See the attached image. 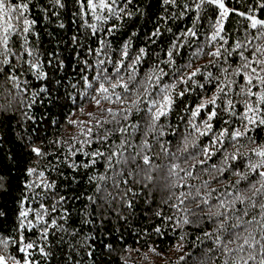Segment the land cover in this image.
I'll return each mask as SVG.
<instances>
[{
  "label": "trees",
  "instance_id": "1",
  "mask_svg": "<svg viewBox=\"0 0 264 264\" xmlns=\"http://www.w3.org/2000/svg\"><path fill=\"white\" fill-rule=\"evenodd\" d=\"M39 2L48 9V19L44 18L43 12H36L33 8L39 36H32L30 43L40 50L42 60L48 59V53H58L65 67L57 69L53 61V66L46 69L49 72L47 88L51 95L41 92L31 107L26 106L27 100L24 106L21 105L20 94L30 98L33 91L40 92L44 81H38L32 75L18 74L17 87V81L9 80L4 72H0V183L3 184L0 188V213L4 214L0 216V234H15L12 228L18 222L22 196L30 197L25 202L26 207H37L31 200L32 191L25 187L26 181L37 179L36 175L29 176L26 171L28 167H34L44 170L47 180L56 181L44 203L53 206L54 194L66 197L57 212H50L46 216V219L57 220L56 226L49 227L47 242L39 239L38 228L25 233L50 253L49 256H42L30 250L38 264H234V261L242 264L239 258L247 260L248 253L253 250L256 259L249 260L248 264H259L264 255L260 251L261 243H264L260 229V223L264 222V209L261 208L264 205V187L258 174L249 172L245 167L247 158L243 155L236 161L229 159L225 162L224 153L219 151L221 145L217 143L215 147L218 151L205 156L203 149L210 144V137L196 133L189 126L191 114L184 110L185 104L192 107L198 102L197 97L202 90L190 80L177 81L173 93L175 103L170 113L156 122V132L147 129L151 121L148 100L140 95L142 88H138L136 93L126 94V103H120L113 97L111 102L102 100L101 105L97 106L92 96L100 98L101 94L95 91L98 83L93 82L91 88H86L82 76L78 74L75 59V52L79 49L71 45L70 37L78 34L81 24V19L72 15L76 11L74 0H65V9L54 7L50 0ZM185 3L190 5L187 10L183 8ZM197 3L199 0H176L175 5H164L162 0H131L127 6V11L133 13L131 17L124 16L122 20L112 18L111 23L118 27L105 38L111 41L113 59L127 41L130 57H134L140 47L146 49V55L137 66V82L153 66L164 70L165 75L159 76L160 84L149 85V99L153 98V89L173 82L177 70L179 75L186 76L197 67L201 71L193 79L206 84L207 95L210 96L214 90L212 85H207L205 76L208 72L213 77L220 73L215 64H209L213 57L207 53L223 41L219 38L211 44H206V41L211 40L210 33L218 9L205 4L197 19ZM225 3L229 8H239L241 11H247L248 4L254 8L259 6L258 0H241L239 4L236 0H225ZM119 6L123 7V4ZM181 11H185L186 15L181 17ZM53 12L59 15L53 16ZM253 14L264 19V10L254 11ZM85 18L91 23L90 16ZM194 19L197 21L195 25L192 23ZM60 23L64 24L63 28H60ZM104 27L107 28V25ZM189 27L195 28L197 36L182 35ZM224 27L222 35L229 42L226 47L238 40L243 41L245 29H248V35H256V30L249 28L247 19L234 12L229 14ZM157 28L160 35H151ZM79 31L85 35L90 33V30L83 28ZM174 40L177 41L172 49L174 63L169 66L166 63L168 51ZM19 43L16 40L17 48ZM90 43L96 47L95 39ZM198 48H203V51L197 54ZM88 59L93 63V68L88 69L85 75L91 79L96 75V57L93 55ZM100 59L104 57L100 56ZM12 62L15 63V60ZM181 65L186 67L182 68ZM108 67L110 70L111 65ZM128 71L122 69L121 74L126 77ZM237 79L243 83L242 78ZM215 83L213 79V85ZM185 87L191 91L184 97L175 95ZM25 88L27 92L23 91ZM115 91L123 92V89L118 87ZM111 92L110 89L109 94ZM137 95L139 101L132 104ZM126 108L132 109L126 113L127 120L124 119L125 113L117 111ZM108 109L113 111L110 113ZM202 111L206 113L207 109ZM236 111L242 112L243 104L236 105ZM221 116L223 119L229 118L223 113L214 118V132L223 126ZM203 118L202 115L198 119ZM232 120L230 129L240 126L238 116ZM97 121L100 123L97 124ZM120 127H127V131L122 133ZM105 133L107 138L102 139ZM248 136L254 137L256 143H249L247 136L238 138L239 143L235 147L241 153L257 145L264 146V126L254 127ZM145 140L149 145L146 149L141 148ZM33 144L41 147L47 155L37 157L31 152ZM97 150L102 155L93 157L91 153ZM228 150L231 152L235 149L229 147ZM73 152L75 155H72ZM109 155L112 156L110 162L107 161ZM143 155L149 156V165L143 163ZM125 157L135 159L125 162ZM252 159L256 157L252 156ZM92 160L94 164L88 163ZM106 162L111 163L112 167H107ZM85 163H88V167H84ZM72 164L76 167H72ZM173 164L178 167L173 169ZM237 169L247 178L242 179ZM145 172L151 175V180L146 178ZM171 172L176 175H170ZM237 196L244 198L243 202ZM205 200L207 204L203 202ZM128 201H131V206ZM220 201H224L223 207ZM230 203L231 207L228 206ZM64 208L68 210L66 214L62 212ZM31 216L30 213L29 218ZM184 217L188 218V223L184 222ZM247 221L252 223L249 225L245 223ZM61 226L67 231L62 230ZM157 227L160 233L155 231ZM73 228L77 230L75 234ZM246 228L254 231L256 240L261 243L253 248L243 244V237L248 235ZM237 236L240 238L237 239ZM84 237L88 238L86 245L81 243ZM238 244L243 245V251L237 248ZM225 246L232 251L226 252ZM150 247H155L156 251H150ZM11 251L17 254L14 245Z\"/></svg>",
  "mask_w": 264,
  "mask_h": 264
},
{
  "label": "snow or ice",
  "instance_id": "2",
  "mask_svg": "<svg viewBox=\"0 0 264 264\" xmlns=\"http://www.w3.org/2000/svg\"><path fill=\"white\" fill-rule=\"evenodd\" d=\"M54 7L59 9H65L67 4L65 0H50ZM131 0H74L73 7L76 9L72 13L73 17H79L81 19V24L78 28V34H73L70 37L71 45L74 48L79 49L75 52V59L77 61V66L79 67L78 74L82 76L83 82L86 88H91L93 82H97L98 86L95 87V91L100 95V98L92 96V100L97 106L101 105L102 100H108L111 102L113 97L120 103H126L125 95L128 93H136L138 88H142L143 91L140 95H143L146 100H148V112L150 114V123L147 125V129L151 132L158 131L156 127V122L170 113L174 103V90L177 86V81L185 82L190 80L193 85L202 90L201 94L197 97V103L194 106L189 107L187 104L184 105V110L190 112V117L188 119V124L190 127L194 128L196 133L200 135H207L210 137V144L204 146V154L208 156L209 153H215L218 149L215 145L218 143L221 145L219 151L224 153L223 160L227 162L229 159L236 161L240 155L247 158V163L245 167L249 172H255L260 177L261 185L264 187V146L257 145L251 148L248 152L241 153L239 148L235 145L239 143L240 137H248L249 143L255 144V138L248 136V133L253 130L254 127L264 126V19L259 18L257 15L253 14L254 11L264 10V0H258V7L252 4L247 5V11H241L239 8H229L225 3V0H199V3L195 5L197 10V19L199 18V12L203 5L208 4L215 6L218 9L215 24L212 25V31L210 33L211 40L206 41V44H211L212 41H217L219 38L220 43L218 47H213L211 51L207 53L208 56L213 57L209 61V64H215L220 75L213 77L211 72H208L205 76L207 85L213 86V91L211 95H207L208 88L205 83H198L193 77L196 76L198 72L201 71L199 67L195 68L193 71L188 72L186 76L179 75V70L173 78L171 84H165L162 88L153 89V98H148V93L150 91L149 85L152 83L160 84L159 76L165 75L163 69H158L153 66V69L146 72L144 77H142L138 82L137 78V66L142 61L143 57L146 55V49L140 47L137 54L134 57L129 56V44L127 41L119 48V55L113 59V48L110 40L105 37L110 36L114 30L118 27L117 24L111 23L113 17L122 20L124 16L131 17L133 13L127 11V6ZM241 0H236V3H240ZM164 5L173 4L175 5L176 0H162ZM123 4V7L119 6ZM33 8L36 12H43L44 18L48 19V9L44 8L39 0H0V72H4L7 78L11 81H17L19 75H32L38 81L43 80L44 83L41 85L40 92L33 91L31 97L24 96L23 93L20 94V100L22 106H24L25 100L28 101L27 107H31L37 96L41 92H48L49 96L51 92L47 88V78L49 72L46 70L53 66V61H55V67L57 69H63L65 67V62L60 58L58 53H48V59L42 60V53L38 48H34L30 43V38L32 36H39L36 31L37 19L34 18ZM184 9H189L190 5L185 3L183 5ZM237 13L241 17H245L249 22V28L256 30V35L253 37L248 35V29H245L246 37L243 41H236L230 47L228 45V40L222 33L225 31V21L229 17L230 13ZM53 16H58V12H53ZM186 15L185 11L180 12V16ZM89 19L85 17H89ZM75 20H73V23ZM196 19L192 23L196 24ZM107 25V28L104 27ZM60 28L64 27L63 23H60ZM88 29L90 33L85 35L80 32L79 29ZM171 32V29H168ZM153 36L160 35V30L157 28L153 33ZM183 36H197V32L194 27H189L186 31L182 32ZM207 35V34H206ZM15 38V39H14ZM95 39L96 47H92L90 41ZM16 40H19V46L16 47ZM177 45V41H173L172 45L168 51V63L171 66L174 61L172 60L173 51ZM203 48L197 49V54L202 52ZM83 53V54H82ZM247 53V54H246ZM95 56L94 60L96 75L89 77L85 75L88 69L93 68V63L89 62V56ZM103 56L104 59H100ZM13 59L15 63H13ZM235 60L233 64L232 61ZM108 65H111L109 70ZM181 67H186V65H181ZM7 69V71H5ZM122 69H128L126 77L121 74ZM115 74L114 76L112 74ZM155 76V79H154ZM237 78H242L243 83H240ZM213 79L216 83L213 85ZM135 83V86H132ZM118 87L123 89V92H116L115 89ZM110 89L112 90L109 94ZM255 89V90H254ZM27 92V88L23 90ZM191 89L185 87L183 90L175 93L176 96L184 97L187 92ZM83 95V93H82ZM236 97L237 99H233ZM139 101V95H137L136 100L131 101L132 104H136ZM243 104V111L237 112L236 105ZM155 107V111H153ZM207 109L206 113L202 110ZM83 109H81L82 111ZM110 113L112 109H108ZM121 111L124 114V119L127 120L128 116L126 113L132 111L131 108H126ZM221 113L227 115L228 119H223L221 116L222 127L214 130V124L212 121L214 118L218 117ZM91 115V113H89ZM203 119H198L201 116ZM240 118V126L230 129L233 117ZM70 123H77L76 121H70ZM97 124L100 121L96 122ZM202 125V127L200 126ZM135 127V126H133ZM242 129V130H241ZM122 133L127 131V127H120L119 129ZM91 129L88 130V133ZM86 133V135L88 134ZM227 134V135H226ZM107 138V133L102 139ZM156 137L154 136L153 139ZM187 141V137L184 138ZM195 142V141H193ZM235 142V143H233ZM59 143V141H57ZM124 143V141H121ZM227 144L228 147H224ZM148 141H143L141 148H148ZM234 148V151L229 152L228 148ZM79 150V149H78ZM167 151V149H164ZM31 152L36 154L37 157H42L47 155L43 149L39 146L31 145ZM251 153V155H250ZM88 155V153H84ZM72 155H75L73 152ZM93 157L100 156L98 150L91 153ZM255 156L256 159H252ZM143 163L149 165L151 163L148 155H143ZM67 159V157H65ZM128 159H135V157H125L124 161L127 162ZM112 156L109 155L107 161H111ZM88 163L94 164L95 161H89ZM88 163L84 164V167H88ZM119 163V161H117ZM204 163V161H201ZM107 167H112L111 163L106 162ZM76 167L75 164L71 165ZM159 167V166H157ZM173 169L177 168L178 165L173 164L171 166ZM213 167H216L213 165ZM29 176L36 175L37 179L34 181H26L25 187L32 191L31 200L33 203L37 204V207L30 208L25 206V202L29 201L30 197L25 195L22 196L20 200V210L18 212V222L13 226L12 232L14 235H2L0 234V264H38V261L33 257L32 251L35 250L42 256H49L50 253L46 251L44 246H38L35 240L30 239L25 233L26 231H32L39 229V239L43 242L48 241L49 227L56 226V219H46V216L50 212H57V209L65 201L66 197L64 195H53L54 204L49 207L44 203V199L47 198V193L54 189L56 185L55 180H47L45 178V171L38 170L34 167H28L26 169ZM237 173L242 179H246L244 173ZM132 173H129L131 175ZM144 175L148 180L152 177L148 172ZM170 175L175 176V172H171ZM186 175H191V173H186ZM103 179V177H101ZM2 181V178H0ZM175 185H173L174 187ZM3 184L0 183V188ZM43 189L44 191H40ZM99 190V185L97 186ZM183 196L184 193H181ZM255 195V193H253ZM90 199H95L90 197ZM243 202L242 197L237 196ZM205 204L208 203L207 200L203 201ZM183 203V201H181ZM220 206H224V201H220ZM129 206H131V201H128ZM231 207V203L228 205ZM175 207V205H173ZM264 209V205H261ZM67 209H62L63 213H67ZM187 211V209H185ZM30 213L32 214L31 218ZM247 215V212L244 213ZM0 213V216H3ZM160 215V213H157ZM219 215V213H215ZM264 215V213H262ZM65 218V217H62ZM211 218V214L209 215ZM255 220V217L252 218ZM184 222L188 223V218L184 217ZM87 223V221H85ZM251 224V221L245 222ZM234 227H239V225H234ZM62 230L67 231L61 226ZM261 236L264 239V222L260 223ZM76 229L73 228V234L76 233ZM157 233H160V228L155 229ZM248 235L243 237V244H247L249 248L261 241L256 240L255 232L250 231L248 228L245 229ZM207 235V233L205 234ZM237 239L240 237L237 236ZM87 237H84L81 243L87 244ZM217 242L219 243V237H217ZM232 241H230L231 243ZM15 246L17 254H13L11 251V246ZM237 248L243 251V245L238 244ZM226 252H231L232 249L225 246ZM150 251L155 252V247H150ZM260 251L264 254V243H261ZM91 255V251L88 253ZM256 256L253 251L248 253V259L244 260L243 257L239 258L242 264H248L249 260H255ZM234 264H239V262L234 261ZM259 264H264V255L261 256Z\"/></svg>",
  "mask_w": 264,
  "mask_h": 264
},
{
  "label": "rangeland",
  "instance_id": "3",
  "mask_svg": "<svg viewBox=\"0 0 264 264\" xmlns=\"http://www.w3.org/2000/svg\"><path fill=\"white\" fill-rule=\"evenodd\" d=\"M9 264H11V262H9Z\"/></svg>",
  "mask_w": 264,
  "mask_h": 264
}]
</instances>
